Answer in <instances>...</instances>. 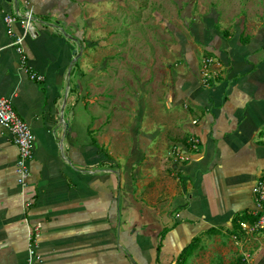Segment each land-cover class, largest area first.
Here are the masks:
<instances>
[{"label": "crops", "instance_id": "1", "mask_svg": "<svg viewBox=\"0 0 264 264\" xmlns=\"http://www.w3.org/2000/svg\"><path fill=\"white\" fill-rule=\"evenodd\" d=\"M81 4L32 1L38 37L25 40V68L3 22V12L23 11L25 0H0V98L12 100L36 136L23 178L18 148L0 126V264H175L194 238L200 239L195 254L214 243V264H264V233L246 237L233 223L245 212L255 218L253 188L264 176V43L255 46L250 39L244 45L240 36L221 40L217 55L228 77L210 89L212 94L189 99L192 109L208 108L190 125L201 146L195 152L183 149L191 152L180 164L185 185L170 201L175 214L160 217L154 208L124 198L123 169L105 165L106 155L93 144V116L84 96L69 89ZM15 31L21 34V27ZM31 73L43 81L31 80ZM125 220L147 228L126 236ZM175 223L157 262L160 239L152 242L151 234ZM33 230L38 235L31 255Z\"/></svg>", "mask_w": 264, "mask_h": 264}, {"label": "rangeland", "instance_id": "2", "mask_svg": "<svg viewBox=\"0 0 264 264\" xmlns=\"http://www.w3.org/2000/svg\"><path fill=\"white\" fill-rule=\"evenodd\" d=\"M81 1L69 89L84 96L93 116L91 135L106 151L105 165L123 169L124 198L154 208L160 217L173 215L170 201L185 185L180 164L189 160L176 158L191 154L177 150L192 137L190 125L208 110L192 109L189 99L212 94L228 77L217 55L221 40L240 36L255 46L264 43V0ZM145 224L125 220L123 232L143 233ZM158 237L151 234V241ZM213 246L194 253L187 264H214Z\"/></svg>", "mask_w": 264, "mask_h": 264}, {"label": "built area", "instance_id": "3", "mask_svg": "<svg viewBox=\"0 0 264 264\" xmlns=\"http://www.w3.org/2000/svg\"><path fill=\"white\" fill-rule=\"evenodd\" d=\"M31 1L25 0L26 8L23 11L16 8L13 12H3V22L6 32L13 39L11 46L20 55L21 62L25 68L27 66V55L24 49L25 40L27 38L36 39L38 37L35 26L37 20L31 6ZM16 25L21 27V34H17L15 31ZM30 79L38 82L43 81V77L35 73L30 74ZM195 124H197V121H194ZM0 126L9 132L14 144L18 148V171L25 178L28 165L34 157L36 136L32 127L17 114L11 99L0 98ZM200 146V140L196 137H191L187 145L180 146L181 148L177 150V154L180 155L183 149L186 151H198ZM177 159L185 161V157L182 155L178 156ZM253 195L256 205L254 211L255 220L253 222L239 223L240 229L246 237L264 233V176H261L257 180L253 188ZM36 232L37 230L33 234H36L37 237L38 234ZM233 239L237 246H243L242 241L237 236H234ZM31 250V255H34V247ZM245 258H248V256L245 255Z\"/></svg>", "mask_w": 264, "mask_h": 264}, {"label": "trees", "instance_id": "4", "mask_svg": "<svg viewBox=\"0 0 264 264\" xmlns=\"http://www.w3.org/2000/svg\"><path fill=\"white\" fill-rule=\"evenodd\" d=\"M240 39H241L242 44H244V45L248 44L250 41V38H248V37H243V38L241 37ZM183 143H185V142H183ZM93 144H95V146H96L95 141H93ZM185 145H187V144H185ZM97 149H98L99 153L106 155V151H104L103 149H100L98 147H97ZM254 220H255V218H253L249 213L245 212V213L241 214L240 216H237L236 218H234L233 223H234V227L237 228L239 226L240 222H250V221L253 222ZM176 225H177V223H175V225L172 226L171 228H164L162 230V232L160 233V235H159L160 242H159L157 249H156V255H157L156 261L157 262L159 261L161 249L163 247V245H162L163 240L165 239L166 235L170 231H172V229H174L176 227ZM211 232H214V230L211 229L208 231V233H211ZM199 242H200L199 238H194L193 241L190 244H188L181 251V253H180L178 259L176 260L175 264H187L189 258H191L194 255V253L196 252ZM35 244H36V234H33L31 239H30V247L31 248L34 247Z\"/></svg>", "mask_w": 264, "mask_h": 264}, {"label": "water", "instance_id": "5", "mask_svg": "<svg viewBox=\"0 0 264 264\" xmlns=\"http://www.w3.org/2000/svg\"><path fill=\"white\" fill-rule=\"evenodd\" d=\"M11 0H8V2H10Z\"/></svg>", "mask_w": 264, "mask_h": 264}]
</instances>
